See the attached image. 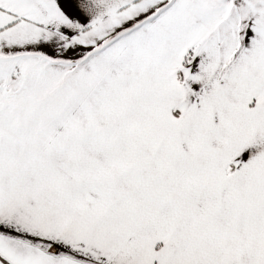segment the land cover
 Wrapping results in <instances>:
<instances>
[{
  "label": "snow or ice",
  "instance_id": "6c2138e0",
  "mask_svg": "<svg viewBox=\"0 0 264 264\" xmlns=\"http://www.w3.org/2000/svg\"><path fill=\"white\" fill-rule=\"evenodd\" d=\"M0 264H264V0H0Z\"/></svg>",
  "mask_w": 264,
  "mask_h": 264
}]
</instances>
